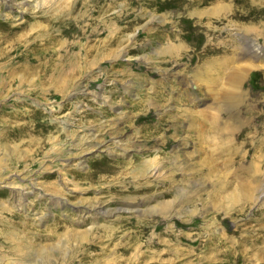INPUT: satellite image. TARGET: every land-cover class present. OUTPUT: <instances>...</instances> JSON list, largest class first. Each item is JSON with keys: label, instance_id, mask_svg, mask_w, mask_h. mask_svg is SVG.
I'll return each instance as SVG.
<instances>
[{"label": "rangeland", "instance_id": "374dc122", "mask_svg": "<svg viewBox=\"0 0 264 264\" xmlns=\"http://www.w3.org/2000/svg\"><path fill=\"white\" fill-rule=\"evenodd\" d=\"M0 264H264V0H0Z\"/></svg>", "mask_w": 264, "mask_h": 264}, {"label": "bare ground", "instance_id": "6f19581e", "mask_svg": "<svg viewBox=\"0 0 264 264\" xmlns=\"http://www.w3.org/2000/svg\"><path fill=\"white\" fill-rule=\"evenodd\" d=\"M151 169V168H150ZM150 173L151 174H153V175H155V174H157V169H156V167L155 168H152L151 170H150ZM121 211V209H115V210H113L112 212H111V214L113 213V215H111V216H115V215H117L119 212ZM107 215V214H106ZM109 215V216H110Z\"/></svg>", "mask_w": 264, "mask_h": 264}]
</instances>
